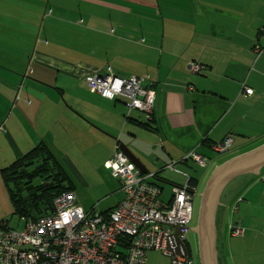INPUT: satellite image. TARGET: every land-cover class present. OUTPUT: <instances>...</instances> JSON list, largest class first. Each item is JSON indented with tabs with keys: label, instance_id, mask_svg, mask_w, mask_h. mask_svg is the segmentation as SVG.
<instances>
[{
	"label": "crops",
	"instance_id": "crops-1",
	"mask_svg": "<svg viewBox=\"0 0 264 264\" xmlns=\"http://www.w3.org/2000/svg\"><path fill=\"white\" fill-rule=\"evenodd\" d=\"M54 2L49 6L48 0H0V18L27 17L38 22L40 12L45 17L52 7L66 9ZM79 2L88 19L92 6L105 11L101 28L113 10L114 28L109 30L111 35L106 33L104 49L83 51L73 61L52 55L46 47L24 43L21 35L29 32L28 22L26 30L13 22L0 28V169L44 141L75 172L78 184L72 182L78 204L86 211L95 210L87 195L76 192L78 186L88 184L75 159L90 157L93 146H101L95 157L116 193L98 211L105 213L124 196L104 165L120 143L146 173H157L165 202L171 199L172 186L181 181L168 180L161 171L167 168L182 176L184 169L178 165L187 167L188 153L207 157L209 168L214 164L211 153L223 159L229 152H246L264 143V0ZM95 31L103 38L102 29ZM190 62L201 66L197 73L190 71ZM106 66L121 77H149L155 92L149 127L125 122L116 108L120 101L89 92L85 76ZM243 86L252 89V95L246 96ZM131 117L146 121L141 114ZM93 130L98 134L95 142L88 138ZM226 137L232 140L230 148L213 150ZM262 172L264 168L258 176L243 175L221 195L215 218L218 264H264ZM188 174L199 187L198 177ZM165 183L168 198L162 196ZM235 223L243 227L242 236L229 233ZM192 257L198 261L196 254Z\"/></svg>",
	"mask_w": 264,
	"mask_h": 264
},
{
	"label": "built area",
	"instance_id": "built-area-1",
	"mask_svg": "<svg viewBox=\"0 0 264 264\" xmlns=\"http://www.w3.org/2000/svg\"><path fill=\"white\" fill-rule=\"evenodd\" d=\"M189 68L197 73L201 66L192 62ZM147 80V75L120 77L109 66L85 76L91 93L123 99L126 116L138 110L150 118L155 92ZM242 88L245 95H252V89ZM231 144L226 137L213 150L225 152ZM186 157L207 167V159L199 153L192 151ZM104 165L124 194L115 208L106 214L85 211L68 190L54 198L49 214L36 220L22 217L21 230L0 221V264H146L150 251L169 257V264H193L192 258L177 255L180 245L174 238L177 231L178 241L187 242L196 192L192 177L182 172L183 182L172 186L171 199L165 202L161 188L153 183L154 175L142 173L119 147ZM229 233L242 236L244 229L235 223Z\"/></svg>",
	"mask_w": 264,
	"mask_h": 264
},
{
	"label": "rangeland",
	"instance_id": "rangeland-1",
	"mask_svg": "<svg viewBox=\"0 0 264 264\" xmlns=\"http://www.w3.org/2000/svg\"><path fill=\"white\" fill-rule=\"evenodd\" d=\"M23 1H29V0H23ZM40 1H45V0H40ZM48 1H50V3H48L49 6H53L55 3L54 1H59V3L63 4L66 7V9L64 11H58L54 9V7H52L50 9L52 11L54 10L53 14L52 15L50 14L51 10H47V14L45 11V15H50V16H45V17H42V13L40 12L38 16V22L36 19L27 18V17L0 18V28H2L3 26H6L10 22H13L19 26L23 25V28L26 30L27 29L26 23L28 22V27L30 28V30L28 33L25 32L24 34L21 35L22 41L24 43L31 42V48L37 47V46L38 48L46 47L47 50L49 49L51 51L52 55L59 56L60 58L64 60L73 61L77 58V55H81L80 53L83 51L89 52L93 50L96 52L97 50H102L106 47V43L108 42L106 35L107 34L111 35L109 30L111 28H114V26L112 25L113 20L110 18V16L114 14L113 10L109 12L108 17L105 19L102 25L103 28H101L99 26L101 23L100 18H101V14H104L105 11L99 10V9L96 10L92 6L93 13L92 15H90L91 18L88 19L87 17H84V14H83L84 11L81 10V2H79L80 0H48ZM104 1H107V0H104ZM42 10H44L43 7H42ZM80 20H83L84 23H81ZM99 29H102L103 31V33L101 34L103 38L100 35H98V33L95 31L97 30L99 32ZM45 40H47L48 43L46 44L43 43V41ZM103 70H100V71H103ZM145 83L147 86L151 87L152 89L154 88L153 83L151 81L147 80ZM246 96H249V95H246ZM108 100L120 101L119 103H117L116 108L122 112L121 113L122 117L123 115L126 116V108L124 106L123 99H116V100L108 99ZM139 114L145 115L144 113L138 112L137 110V111H132L129 116H134V115H139ZM149 119H150L149 121H151V116ZM95 127L97 126L95 125ZM97 136L98 134L97 132H95V130H93L92 132L89 131L88 133L89 140L92 138L93 142H95ZM103 140H104V137L100 140L98 144H100ZM101 149H102L101 146H93L92 152L90 153V157H78L75 159V164L77 166L78 171L83 175V178H85L88 184L87 186L83 188L78 186L77 187L78 189L76 190V192L77 194L83 193L87 195V197L91 199L92 204L95 206L96 211H100V209H102V207H104V205L107 204V201H108L107 198H111L116 195L115 192L110 190V185H112L111 180L108 178L107 175L103 173V170L99 168V164H100L99 157H95V155H97V153H99ZM238 152L240 151L229 152L225 157H223V159H220L221 157L220 155L211 153V155H209L210 156L209 159L210 160L213 159L212 162L214 163L212 167L210 166L211 168L210 167L201 168L198 165L195 166V164L192 161H191L192 163L191 162L188 163L187 167L183 165L181 166L178 165L179 168L184 169L182 170L183 172L188 171L191 174H194L195 178L198 177V179L200 180V185L199 187L196 186V192H195L196 196H194V201H193V214H192V219H191V223L189 226L190 230L187 235V242L185 245L183 244L186 248V254L185 255L177 254V255L191 259L192 253H194L198 257L197 238H196L195 233L191 231V228H193L194 225L196 224L197 211H198L199 202H200V194L207 182L208 177L210 176L215 166H218L222 164L223 162L241 153H244L245 151L241 153H238ZM62 165L65 171L68 173L70 179L74 183L78 184V180L74 175L75 172L71 170L66 164L62 163ZM193 167L196 168L197 170L194 171ZM103 168H104V165H103ZM177 170L181 171V169H177ZM161 172H162V176L167 178L168 180L177 179L179 181H176V182H180V181L181 183L183 182V176L178 175L176 172L169 171L167 170V168H165ZM106 174L112 177L109 170H106ZM112 179H114V181L117 182V180L114 177ZM240 179H243V176L239 177L237 180L235 179L236 181L235 180L231 181L228 186L231 187V185H233ZM192 180L194 181L193 178ZM162 185H163L162 187H164L162 196L168 198L169 187L168 185H166V183ZM229 187L226 189V191H228ZM103 200H104V204L101 203V201ZM217 210H216V214H217ZM237 214H238V211L235 212V217H238ZM0 220H6L8 222L9 227L14 228L16 230H21L23 227V221L20 219V217L12 214V205L10 202L8 190L5 187L1 177H0ZM168 258L167 256L161 255L159 252L150 251L148 252L147 257H146V264H169Z\"/></svg>",
	"mask_w": 264,
	"mask_h": 264
},
{
	"label": "trees",
	"instance_id": "trees-1",
	"mask_svg": "<svg viewBox=\"0 0 264 264\" xmlns=\"http://www.w3.org/2000/svg\"><path fill=\"white\" fill-rule=\"evenodd\" d=\"M144 116L146 121L134 119L131 116H124V118L125 121L149 127L150 119ZM0 177L8 190L12 214L19 216L20 219L24 217L36 220L49 214L53 208L54 198L65 191L73 190V182L68 173L54 151L44 141L34 145L1 168ZM154 178L153 183L160 186L157 173L154 174ZM193 183H196L195 180ZM191 258L193 264L198 263L197 258L196 260Z\"/></svg>",
	"mask_w": 264,
	"mask_h": 264
},
{
	"label": "water",
	"instance_id": "water-1",
	"mask_svg": "<svg viewBox=\"0 0 264 264\" xmlns=\"http://www.w3.org/2000/svg\"><path fill=\"white\" fill-rule=\"evenodd\" d=\"M119 149L129 156V159L142 173L147 172L124 144L120 143ZM263 168L264 143L223 162L213 169L200 194L197 221L195 226L191 228L197 238L198 264H218L215 217L224 189L237 177L260 175ZM174 238L180 245L178 254L185 255L186 248L178 241L177 231Z\"/></svg>",
	"mask_w": 264,
	"mask_h": 264
},
{
	"label": "bare ground",
	"instance_id": "bare-ground-1",
	"mask_svg": "<svg viewBox=\"0 0 264 264\" xmlns=\"http://www.w3.org/2000/svg\"><path fill=\"white\" fill-rule=\"evenodd\" d=\"M116 206H117V205H116ZM116 206H115V207H116ZM115 207H114V208H115Z\"/></svg>",
	"mask_w": 264,
	"mask_h": 264
},
{
	"label": "clouds",
	"instance_id": "clouds-1",
	"mask_svg": "<svg viewBox=\"0 0 264 264\" xmlns=\"http://www.w3.org/2000/svg\"><path fill=\"white\" fill-rule=\"evenodd\" d=\"M129 158V157H128Z\"/></svg>",
	"mask_w": 264,
	"mask_h": 264
},
{
	"label": "flooded vegetation",
	"instance_id": "flooded-vegetation-1",
	"mask_svg": "<svg viewBox=\"0 0 264 264\" xmlns=\"http://www.w3.org/2000/svg\"><path fill=\"white\" fill-rule=\"evenodd\" d=\"M190 247V246H189Z\"/></svg>",
	"mask_w": 264,
	"mask_h": 264
}]
</instances>
